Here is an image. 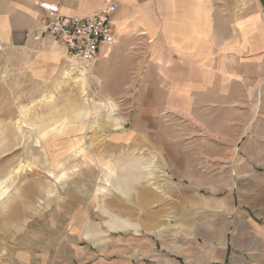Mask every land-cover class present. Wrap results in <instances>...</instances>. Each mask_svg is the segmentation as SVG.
Returning <instances> with one entry per match:
<instances>
[{
  "label": "crops",
  "instance_id": "obj_1",
  "mask_svg": "<svg viewBox=\"0 0 264 264\" xmlns=\"http://www.w3.org/2000/svg\"><path fill=\"white\" fill-rule=\"evenodd\" d=\"M42 1L107 14L114 43L95 77L111 65L125 77L116 83L136 92L133 122L152 141L151 183L114 225L137 245L115 248L113 264H264V166L250 163L235 119L251 89L264 98V0H0V62L58 69Z\"/></svg>",
  "mask_w": 264,
  "mask_h": 264
},
{
  "label": "rangeland",
  "instance_id": "obj_2",
  "mask_svg": "<svg viewBox=\"0 0 264 264\" xmlns=\"http://www.w3.org/2000/svg\"><path fill=\"white\" fill-rule=\"evenodd\" d=\"M58 45L57 70L0 62V264H113L115 248L137 245L114 230L151 183L136 92L121 89L112 65L100 80L93 67L70 69ZM249 96L235 119L250 163L264 166V98Z\"/></svg>",
  "mask_w": 264,
  "mask_h": 264
},
{
  "label": "built area",
  "instance_id": "obj_3",
  "mask_svg": "<svg viewBox=\"0 0 264 264\" xmlns=\"http://www.w3.org/2000/svg\"><path fill=\"white\" fill-rule=\"evenodd\" d=\"M41 10L39 18L42 32L61 43L65 50L66 61L70 69L76 63L92 68L103 47H110L114 37L104 11L87 16H65L59 7L51 2L38 3ZM114 6H109L113 10Z\"/></svg>",
  "mask_w": 264,
  "mask_h": 264
}]
</instances>
